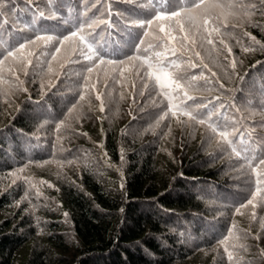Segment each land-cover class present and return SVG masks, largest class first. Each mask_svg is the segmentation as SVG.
<instances>
[{
	"label": "trees",
	"instance_id": "obj_1",
	"mask_svg": "<svg viewBox=\"0 0 264 264\" xmlns=\"http://www.w3.org/2000/svg\"><path fill=\"white\" fill-rule=\"evenodd\" d=\"M203 3L0 0V264H264V0Z\"/></svg>",
	"mask_w": 264,
	"mask_h": 264
},
{
	"label": "snow or ice",
	"instance_id": "obj_2",
	"mask_svg": "<svg viewBox=\"0 0 264 264\" xmlns=\"http://www.w3.org/2000/svg\"><path fill=\"white\" fill-rule=\"evenodd\" d=\"M177 7H178V10L171 11L170 13L158 12V13L156 14V16H155V19H156V20H160V19L164 18L165 16H167L168 18L180 17V16H181V13H183L185 16H187V17L189 18V21H190V22L195 23V22L197 21L198 18H197L196 16H194L193 13L199 11L201 8H205V7H207V5H205V4L203 3V0H201V3H194L193 6H192L191 8H186V7L183 6V0H178V6H177ZM40 15H43V13H41ZM152 23H153V21H152V20H149V21H147V22H141L139 25H135V24H134L133 26H134V27H135V26H139V27H141V28H144V27H146V26H148V25H151ZM203 23H207V21L204 20ZM177 24H178V21H177ZM178 30H180V31L182 32V31H183V26L178 24ZM161 31H163V29H161ZM145 35H147V33H146ZM165 35H166V36H169L168 33H165ZM77 36H78V33L74 31V32L71 33V36H65V37H64V40H71V39H73V38H75V37H77ZM169 38L174 39V37H170V36H169ZM37 39H43V40L47 43V42L51 41L53 38H52L51 36H45V37H39V36H38ZM161 39H162V38H161ZM79 41H80V42H83V43L87 46V48L89 49V53H83V50H81L82 53H83V55H84V58H85L87 61H89V62L91 63V62L93 61L94 57L99 58L98 54L95 53V52H93V51L91 50V49H92V46H91L90 44H87V42L85 41L84 36L80 35V36H79ZM209 42H210V41H209ZM142 43H143V41H142ZM164 46L167 47V41H164ZM24 47H25V45H24V44H21V45L19 46V49H17L15 52L9 51V52L7 53V57H11V56L18 55L19 52H20V49H23ZM151 47H152V45L149 44V48H151ZM57 51H59V49H57ZM171 51L175 52L176 50H175V49H171ZM29 55H30V53H29ZM161 55H163V54H162V53H157V56H161ZM197 55H198V53H197ZM7 57H5V59H7ZM54 58H55V57H53V59H54ZM99 59L101 60V63H114L113 61H103L102 58H99ZM135 59H141V58H140V57H136V56H134V57H130V58H129V62H130L131 60H135ZM144 62L147 63L146 60H145ZM0 63H2V61H0ZM29 63H30V61H29ZM120 63L123 64L124 62L122 61V62H120ZM234 66H235V64L233 63V67H234ZM149 67H152V65H149ZM88 71L91 72L92 69L89 68ZM173 83H175V82H173ZM93 87H94V85H93ZM161 87L163 88V85H162ZM175 87H176V88H179L180 85L176 84ZM165 94L167 95V93H165ZM174 107H175V106H174ZM167 114H168V113H165V115H167ZM185 115H188V116L191 117L192 119H195V117L192 116L191 112H187V111H186V112H185ZM162 118H163V117H162ZM199 123H201V124H205L206 121H205L204 119H201V120H199ZM208 126L211 127L213 131L216 130L211 124H209ZM219 135H220L221 138L227 139L228 133H226V132H224V131H221V132L219 133ZM260 164H261V165H264V160L260 161ZM259 183H260V181H259V179H257V185H258V187H257V191L260 190V189H259ZM254 198H255V197H254ZM249 203H251V201H249ZM237 211H239V209H237Z\"/></svg>",
	"mask_w": 264,
	"mask_h": 264
},
{
	"label": "rangeland",
	"instance_id": "obj_3",
	"mask_svg": "<svg viewBox=\"0 0 264 264\" xmlns=\"http://www.w3.org/2000/svg\"><path fill=\"white\" fill-rule=\"evenodd\" d=\"M170 80H171V78H170V76H168V78L166 77L165 78V84H166V86L167 87H169V88H171V82H170ZM145 91H153V89H152V87H147L146 89H145ZM259 111L260 110H256L255 112H256V115H257V113H259Z\"/></svg>",
	"mask_w": 264,
	"mask_h": 264
}]
</instances>
